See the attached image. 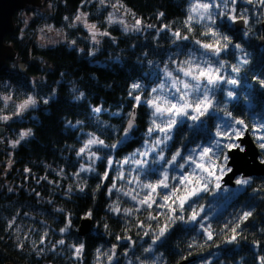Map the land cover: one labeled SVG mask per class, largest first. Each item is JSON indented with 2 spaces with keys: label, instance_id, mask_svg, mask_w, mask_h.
<instances>
[{
  "label": "trees",
  "instance_id": "16d2710c",
  "mask_svg": "<svg viewBox=\"0 0 264 264\" xmlns=\"http://www.w3.org/2000/svg\"><path fill=\"white\" fill-rule=\"evenodd\" d=\"M107 1L124 6L149 29L125 33L105 22L106 12L96 3L57 0L46 22L64 31L77 48L38 44L37 22L21 30L16 25L18 12L15 30L5 37L26 67L10 69L15 60L8 61L0 70V93L18 103L34 97L38 105L21 121L5 126V137L15 139L20 130H31L27 138L14 148L0 140V159L10 158L12 163L11 172L0 178V264H97L98 258L106 259L112 252L121 262V255L131 251L130 244L136 254L140 244H149L151 235L164 228L165 237L156 247L160 264H177L197 255L201 257L189 264H264V176L252 177L219 212L205 221L207 214L202 213L192 224L191 216L211 205V191L190 201L173 218L155 208L130 214L113 210L115 164L141 147L149 126L148 109L143 104L136 107L135 97H149L158 79L155 66L164 65L172 53H183L191 40H209L203 26L190 20L192 0ZM80 10L105 34L95 57L89 56L95 46L85 31L73 25ZM252 19L247 39L225 29L229 40L248 52L245 61L236 65L239 88L234 93L239 97L230 100L222 92L217 94L219 114L243 121L249 133L264 118V47L258 45L263 18ZM172 33L187 39L178 42ZM134 84L139 87L133 88ZM135 109L132 138L125 141ZM215 118L209 116L199 128L178 126L168 154L211 145ZM87 133L106 147L96 148L101 159L91 171L80 173L78 150ZM220 149L215 159L222 167L229 147ZM6 181L13 184L12 190ZM247 212L251 215L245 218ZM83 218L90 219L92 226L80 238ZM68 221L69 232L60 234ZM80 245L83 252L75 258L72 247Z\"/></svg>",
  "mask_w": 264,
  "mask_h": 264
},
{
  "label": "rangeland",
  "instance_id": "374dc122",
  "mask_svg": "<svg viewBox=\"0 0 264 264\" xmlns=\"http://www.w3.org/2000/svg\"><path fill=\"white\" fill-rule=\"evenodd\" d=\"M55 2L57 0L43 1L41 8L36 11L18 12L16 25L21 30H26L33 21H36L38 28L34 30V34L38 44L47 47L65 44L71 48H77L75 42L68 40L64 31L46 22L48 15L52 13L55 7ZM89 3L98 4L99 8L106 12L105 22L111 26H119L125 33L138 34L149 29L118 3H111L107 0H89ZM205 4L212 5V7L205 9L202 7ZM216 5H219V7H216ZM250 8L253 11H250ZM189 14L191 21L203 26L209 42L191 40L183 53L180 55L172 53L164 65L155 66L158 79L156 85L150 89L149 97L147 99L140 96L135 97L136 107L143 104L148 109L149 126L143 134L144 139L141 147L115 164L113 183L115 187H111V192L117 195L112 201L113 207L116 209L115 212L129 214L147 208H155L159 212L167 211L170 218H173L174 214L181 212L190 201L211 191L213 196L211 205L201 208L196 214L192 215L190 218L192 224L197 221L202 213L207 214L204 221L215 215L226 205L233 194L238 193L245 186L239 184L237 188L229 186L221 188L222 178L228 172V168L225 165L227 160H223V166L221 167L215 159L220 151L217 149L216 143L219 141L220 147L228 146L229 150L239 146L238 139L244 136L247 127L244 124L236 123L229 116L219 114L217 111V94L222 92L227 99H238L239 96L234 93V90L239 88V82L237 71H233V68H236L237 63H243L248 54L246 48L229 40L225 30L226 27L231 30V26L235 21L244 20L245 28L237 34L247 39L252 30L250 20L252 18V20L258 18L264 20V3H261L260 0H251V2L249 0H192L189 6ZM209 14H211V19L208 18ZM78 15L81 16L80 20H76ZM110 16L111 20H109ZM73 25L83 29L90 44L95 46L94 49L90 50L89 56H97L98 47L105 34L99 30L97 24L90 21L88 14L82 10L74 17ZM87 25H95L96 27L90 29ZM172 34L178 42L185 40L175 33ZM224 37L228 39L226 40ZM206 44L212 47H203ZM225 45H227L226 48ZM235 45L240 47L236 48ZM217 48L223 49L218 56L215 54ZM14 60L15 62L10 65V69L15 67L25 69L26 64L24 62L18 61L17 57ZM186 72H190L191 75H185ZM201 72L211 75L216 83L207 84V76L201 75ZM192 76L200 77L199 92L192 90V87L197 83L192 79ZM230 80H235L236 83H228ZM185 83L189 84L188 89L184 88ZM205 89H208V102L201 104L200 109L203 110L207 104H210V106L203 115H200V112L197 111V101L203 100L201 93ZM137 97H139V102H137ZM30 98L36 101L34 97ZM24 103L14 102L7 94L0 93V140L4 141L5 139L7 146L10 148H14V142L18 141L19 143L22 141L20 139L21 133L27 132V130H20L15 139L7 138L4 136L6 124L21 121L30 110L38 105L36 101L35 105H29L21 109L19 106ZM246 104L252 106L249 101H246ZM157 105L161 112H156L155 106ZM185 112L187 115H184ZM209 116H216L213 120L216 125L211 145H198L187 153L179 152L180 155L173 161L171 158L177 152L169 155L168 150L175 129L182 124L199 128L201 125L207 124ZM3 117H7V119H3ZM153 121H155V124ZM226 124H230L231 127H226ZM149 129H152V131L149 132ZM129 130L124 135L123 140L125 141L132 138ZM218 131L220 135H217ZM250 135L259 148L260 160L264 162V148L260 146L261 143H264L261 140V137H264V118L261 121H256ZM90 139L101 141L98 137L87 133L82 146L78 150V157L81 161L80 173L91 171L96 162L101 159V156L95 152L96 148L106 147L104 142L103 144L89 145L88 141ZM18 143L15 144V147ZM118 145L120 144H117L116 147ZM82 148H84V152L81 153ZM204 149H210V151H204ZM192 161H195V163H192ZM108 164L111 166L113 162L109 160ZM11 165L10 158L8 160L0 159L1 179H5L11 172ZM82 169L84 170L82 171ZM160 181L167 184L168 188H164L162 184L158 185ZM5 184L8 190L13 189L12 183L6 181ZM147 185L156 186L155 191ZM193 191H195V195H192ZM133 196L135 199H132ZM165 196H167V199L164 198ZM145 199H147V203H141ZM149 203L151 207H148ZM125 209H128L129 213H126ZM63 229L64 231L61 230L60 234L64 235L69 232L70 221ZM162 230L164 234L160 235ZM166 231V228H164L154 232L151 235L153 239L150 243L140 244L139 249H137L139 252L136 254L131 253V251H134L135 246L130 244L131 251L121 255V262L119 261L120 256L116 252H112L107 255L106 259L104 257L98 258L97 264H160L161 257L156 252V247L158 242L164 239ZM79 247H72L75 258H80L83 252V249H81L77 253L76 249ZM148 249H151V251H148Z\"/></svg>",
  "mask_w": 264,
  "mask_h": 264
},
{
  "label": "water",
  "instance_id": "95a60500",
  "mask_svg": "<svg viewBox=\"0 0 264 264\" xmlns=\"http://www.w3.org/2000/svg\"><path fill=\"white\" fill-rule=\"evenodd\" d=\"M44 0H0V70L6 66V63L16 58L17 52L14 48L5 43V37L8 33L15 30L14 17L19 11H31L41 8ZM245 28V21L240 19L231 26V31L237 33ZM262 36L259 38V47L264 46V20L261 22ZM137 120V110H133L129 118L127 129L135 126ZM131 121L132 127L129 128ZM239 146L228 150L227 168L231 169L222 178L221 188H237L239 184L237 178L251 179L252 177L264 176V162L260 160V152L257 144L246 130L243 137L238 139ZM91 220L83 218L78 228V236L83 238L91 230ZM201 255L187 258L177 264H189L200 258ZM12 264V263H6Z\"/></svg>",
  "mask_w": 264,
  "mask_h": 264
},
{
  "label": "snow or ice",
  "instance_id": "6c2138e0",
  "mask_svg": "<svg viewBox=\"0 0 264 264\" xmlns=\"http://www.w3.org/2000/svg\"><path fill=\"white\" fill-rule=\"evenodd\" d=\"M249 2H251V0H249ZM260 2H261V3H264V0H260ZM202 7L205 8V9H208V8L212 7V5L205 4V5H203ZM216 7H219V5H216ZM160 15H163V14L161 13ZM208 18L211 19V14H209ZM66 19H67V18H66ZM80 19H81V16L78 15V16L76 17V20H80ZM109 20H111V16L109 17ZM137 23H139V21H137ZM87 27H89L90 29H94L96 26H95V25H87ZM126 30H127V29H126ZM176 35H179V34L177 33ZM184 39H187V37H184ZM224 39L227 40L228 38H227V37H224ZM197 43H199V42H197ZM203 47H205V48H211L212 46L206 44V45H203ZM224 47L226 48L227 45H225ZM234 47L239 48L240 46H239V45H235ZM222 50H223V49H221V48H217V49L215 50V54L218 56L219 53H220V51H222ZM221 67H223V65H221ZM233 71H238V69L233 68ZM169 75H171V73H169ZM185 75H191V73H190V72H186ZM201 75H205V76H207V84H214V83H216V80H214L213 77H212L211 75H208V74L205 73V72H201ZM192 79L195 80V81H197V83L192 87V90H193V91H197V92H199V90H200V77H199V76H192ZM228 83L235 84L236 81H235V80H230V81H228ZM132 87H133V88H138L139 85H138V84H134V85H132ZM189 87H190L189 84H187V83L184 84V88H185V89H188ZM153 91H155V89H153ZM178 91H179V89H178ZM207 92H208V89H205V90L201 93V95H203V100H198V101H197V111L200 112V115H203L204 112L207 111V108L210 106V104H207V106L204 107L203 110L200 109V105H201V104H205L206 102H208V95H207ZM229 95H231V93H229ZM136 99H137V102H139V97H137ZM35 103H36V101H35L34 99L29 98L27 101H25V103H24L23 105H20L19 107H20L21 109H24V108L28 107L29 105H35ZM45 103H47V101H45ZM155 107H156V112H157V113H158V112H161V109L159 108L158 105L155 106ZM173 107H175V105H173ZM100 110H101L100 108H96V109H94L95 112H100ZM184 115H187V113L185 112ZM3 119H7V117H3ZM194 119H195V117H194ZM153 123L155 124V121H153ZM236 123L243 124V121H236ZM128 127H129V128L132 127V123H131V121L129 122ZM226 127H231V125H230V124H226ZM151 131H152V129H149V132H151ZM30 134H31V130H29V131H27V132H23V133H21L20 139L23 140L26 136H28V135H30ZM225 134H227V133H225ZM217 135H220V132H219V131L217 132ZM168 138H170V137H168ZM261 140L264 141V137H261ZM16 143H18V141L13 143V147H15V144H16ZM95 143L103 144V141H98L97 139H90V140L88 141V144H89V145H90V144H95ZM260 146H261V148H264V143H261ZM86 147H87V145H86ZM216 147H217L218 150H221V149H220V142H219V141H217V143H216ZM204 151H210V149H204ZM80 152H81V153L84 152V148H82V149L80 150ZM179 155H180V153L177 152L176 154H174V155L172 156L171 159H172L173 161H175L176 158H177V156H179ZM161 159H163V157H161ZM224 159L227 160V156H225ZM109 163H110V162H109ZM192 163H195V161H192ZM83 170H84V169H82V171H83ZM228 171H231V169H228ZM236 182H237L238 184H244V185H246V184H248L250 181L247 180V179H243V178H241V179L237 180ZM159 184H162V186H163L164 188H168V185H167V184H164L162 181L158 182V185H159ZM113 187H115V185H113ZM147 187H150V188L153 189V191H155V187H156V186H153V185H147ZM217 187H219V185H217ZM195 194H196L195 191H193L192 195H195ZM164 198L167 199V196H165ZM132 199H135V197L133 196ZM141 203H147V199H145L144 201H141ZM181 203H183V201H181ZM148 207H151V204H150V203L148 204ZM113 210L115 211L116 209H113ZM124 211H125L126 213H129V210H128V209H125ZM129 214H130V213H129ZM89 215H90V213H89ZM249 215H251L250 212L244 213L245 218H246L247 216H249ZM62 231H64V229H62ZM163 234H164V232H163V230H162V231L160 232V235H163ZM234 238H235V237H233V239H234ZM209 239H211V236H209ZM60 243L63 244L64 241L61 240ZM82 248H83V245H80V247L76 249L77 253H79L80 250H81ZM148 251H151V249H148ZM262 261H264V258H262Z\"/></svg>",
  "mask_w": 264,
  "mask_h": 264
},
{
  "label": "bare ground",
  "instance_id": "6f19581e",
  "mask_svg": "<svg viewBox=\"0 0 264 264\" xmlns=\"http://www.w3.org/2000/svg\"><path fill=\"white\" fill-rule=\"evenodd\" d=\"M32 11V10H31Z\"/></svg>",
  "mask_w": 264,
  "mask_h": 264
}]
</instances>
